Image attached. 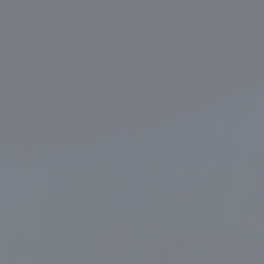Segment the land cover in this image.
Listing matches in <instances>:
<instances>
[{
  "label": "water",
  "instance_id": "95a60500",
  "mask_svg": "<svg viewBox=\"0 0 264 264\" xmlns=\"http://www.w3.org/2000/svg\"><path fill=\"white\" fill-rule=\"evenodd\" d=\"M0 264H264V0H0Z\"/></svg>",
  "mask_w": 264,
  "mask_h": 264
}]
</instances>
